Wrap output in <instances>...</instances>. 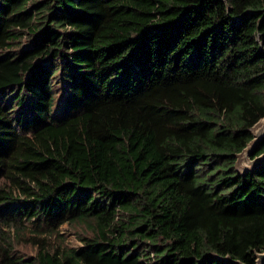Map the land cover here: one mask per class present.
Wrapping results in <instances>:
<instances>
[{"label":"trees","instance_id":"1","mask_svg":"<svg viewBox=\"0 0 264 264\" xmlns=\"http://www.w3.org/2000/svg\"><path fill=\"white\" fill-rule=\"evenodd\" d=\"M262 118L264 0H0V264H256Z\"/></svg>","mask_w":264,"mask_h":264},{"label":"rangeland","instance_id":"2","mask_svg":"<svg viewBox=\"0 0 264 264\" xmlns=\"http://www.w3.org/2000/svg\"><path fill=\"white\" fill-rule=\"evenodd\" d=\"M263 129L264 122L262 119L251 129L253 136L261 135ZM251 164L252 159L249 158L246 151L239 154L236 167L240 173L249 168ZM2 230L5 234L6 240L12 244L15 255L29 257L36 254V247L30 241V235L34 234L32 230H26L25 233H16L12 228L5 227H3ZM58 233V237L53 236L48 239L50 244L62 243L69 247H79L81 245L79 236L88 235V231L82 224H64L59 227ZM4 243L6 244V242Z\"/></svg>","mask_w":264,"mask_h":264},{"label":"water","instance_id":"3","mask_svg":"<svg viewBox=\"0 0 264 264\" xmlns=\"http://www.w3.org/2000/svg\"><path fill=\"white\" fill-rule=\"evenodd\" d=\"M263 119V121H264V118H262ZM261 119V120H262ZM258 123V122H257ZM256 123V124H257ZM255 124V125H256ZM254 125V126H255ZM252 131V130H251ZM264 136V129H263V133L261 134V135H256L248 144H247V146L241 151V152H239L238 154H236V162H235V167H236V164H237V159H238V156H239V154H241L242 152H244V151H246L247 152V155L249 156V158H250V153H251V151H252V149H253V147L259 142V140L262 138ZM262 161H264V152L261 154V155H259L258 157H256V158H254V159H252V164H251V166L249 167V168H247V169H245L242 173H244V172H247V171H250V170H252L258 163H260V162H262ZM236 170H237V167H236ZM238 171V170H237ZM239 172V171H238ZM264 262V250H263V252H261V253H258L257 254V258H256V264H262Z\"/></svg>","mask_w":264,"mask_h":264},{"label":"bare ground","instance_id":"4","mask_svg":"<svg viewBox=\"0 0 264 264\" xmlns=\"http://www.w3.org/2000/svg\"><path fill=\"white\" fill-rule=\"evenodd\" d=\"M264 122V121H263ZM258 130V129H257Z\"/></svg>","mask_w":264,"mask_h":264}]
</instances>
